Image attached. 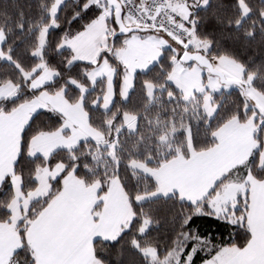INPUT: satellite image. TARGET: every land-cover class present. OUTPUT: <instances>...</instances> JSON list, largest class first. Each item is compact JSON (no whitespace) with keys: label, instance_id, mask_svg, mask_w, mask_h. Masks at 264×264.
I'll return each instance as SVG.
<instances>
[{"label":"trees","instance_id":"1","mask_svg":"<svg viewBox=\"0 0 264 264\" xmlns=\"http://www.w3.org/2000/svg\"><path fill=\"white\" fill-rule=\"evenodd\" d=\"M55 2L0 0V30L4 34L1 51L9 58L0 56V86L6 82L18 86L16 95L0 99V114L12 112L43 91H64L71 103L82 100L90 124L103 134L106 143L86 139L74 147L58 149L49 157L31 155L33 137L59 130L64 124L63 115L50 109H42L32 116L23 131L13 167V172L22 179L23 192L27 194L37 188L40 168L63 163L65 169L52 180L46 196L31 202L27 215L18 223L22 246L13 254L10 264H36L35 252L26 237L29 222L59 193L63 178L71 171L88 185L98 182L100 195L107 192L111 178L118 177L129 198L133 212L130 225L113 239L98 238L94 241L95 259L99 264H151L142 252L143 248L153 247L158 257L164 258L186 236L189 240L184 254H188L200 241L201 247L197 245L192 264H202L227 245L247 246L252 235L243 207H237L230 218V215L218 216L206 203L189 202L178 193L138 202L137 196L153 192L158 183L150 174L130 166V162L135 160L156 168L179 154L188 156L192 149L202 151L214 146L215 132L229 119L236 117L247 121L255 111L249 106L244 85H233L230 90L216 93L214 101L218 103V110L213 118H209L202 108L200 96L187 103L182 99L181 91L167 80L175 55L172 48H167L159 62L136 73L132 91L124 100L122 80L125 69L114 51L123 45L126 35H118L114 39L111 37L110 49L102 52L97 61L99 63L107 57L116 69L114 100L112 106L105 110L102 105L106 80L92 83L88 78L89 70L97 63L72 62V51L60 48L67 32L73 35L83 30L101 9L87 5L89 0H66L54 18L57 25L49 28L39 54L41 31L53 21L51 9ZM242 2L249 7L247 16H244ZM263 12L264 0H208L195 11L194 29L197 38L211 43L207 53L211 59L225 55L236 60L244 67L246 75H253L252 86L264 94ZM111 22L117 29L114 15ZM187 49L194 50L193 47ZM41 63L56 70L57 76L44 86L32 89L25 75L36 70ZM149 83L156 86L153 97L148 95ZM76 84L84 87L85 91ZM126 113L137 117L136 130L131 131L125 126ZM164 136L167 140H163ZM263 139L264 122L257 130L258 145L248 162L229 171L225 179L235 176L241 180L249 171L255 178L264 179V166L259 163ZM108 143L112 144V151ZM14 196L13 182L8 174L0 184L1 222L11 221L10 204ZM145 219L150 223L142 232Z\"/></svg>","mask_w":264,"mask_h":264},{"label":"crops","instance_id":"2","mask_svg":"<svg viewBox=\"0 0 264 264\" xmlns=\"http://www.w3.org/2000/svg\"><path fill=\"white\" fill-rule=\"evenodd\" d=\"M65 1L60 0L57 13ZM207 2L208 0H180L175 7L183 17L192 22L196 9ZM99 15L83 30L71 36V42L65 48L72 51V62L99 61L107 45L89 39L98 35L94 25L97 24ZM112 15L113 9L110 7L103 28L106 37L112 26ZM56 25V21L53 20L52 26ZM130 25L134 26L132 23ZM100 28L99 33L102 35V27ZM150 32L152 35L149 37L152 41L132 39V36L126 35L123 45L114 51L117 60L125 69L122 80L124 100L128 99L132 91L136 73L146 71L159 62L164 49H173L175 53L173 67L182 63L181 54L188 47L205 54L210 50V46L202 43L200 39L190 44L186 39H174L164 33ZM80 36L83 37L81 40ZM63 41L64 38L60 48H64ZM3 42L4 34L0 30V55ZM217 58H212L214 63ZM170 73L167 78L169 82ZM44 74H48L53 80L57 76V71L41 64L28 77L30 88L38 89L44 86L46 83L36 87L32 85ZM88 78L92 83L99 79L106 80L107 87L102 107L108 110L115 96V67L107 57H104L89 70ZM17 90V86L12 87L14 94L4 97L15 95ZM42 109L62 114L64 124L59 130L43 132L33 137L30 143L31 155L49 157L58 149L74 147L86 139H92L99 144L106 143L103 134L90 124L89 114L84 109L82 100L71 103L65 97L64 91L57 93L43 91L33 99L21 103L12 112L0 114V184L8 174L11 175L12 182L17 178L18 174L13 172V167L19 154L23 131L32 116ZM263 122L262 116L255 118L251 115L247 121L231 118L215 132L216 143L211 148L202 151L192 149L188 156L179 154L156 168L148 167L145 173L157 180L156 190L162 188L168 193L167 196L178 193L181 198L192 203H206L216 215H219V202H215L213 198L220 193L222 187L234 184L230 182L231 179H225V176L235 167L248 162L257 148L256 133ZM259 163L260 166H264V139ZM247 192L245 218L252 237L244 247L251 250L245 264H264V179L254 177ZM131 210L128 195L118 177L111 178L107 192L100 195L98 182L88 185L73 171L68 172L63 178L59 193L29 222L26 237L35 252L36 264H92L96 260L94 241L98 238L117 237L130 225L133 218ZM127 214L130 217L126 222ZM17 226H14L12 221H0V264H10L13 254L22 246Z\"/></svg>","mask_w":264,"mask_h":264},{"label":"rangeland","instance_id":"3","mask_svg":"<svg viewBox=\"0 0 264 264\" xmlns=\"http://www.w3.org/2000/svg\"><path fill=\"white\" fill-rule=\"evenodd\" d=\"M59 3L60 0H57L51 9V15L53 17V20L56 16ZM242 3H243L242 9L244 16H247L250 12L249 7L247 6V4H245V2ZM87 5L100 7L102 11L96 20L97 24L94 25V29L98 31V35L96 37H92L89 39L92 42L98 41L99 44L104 43L105 45H107V47L103 50V52L108 51L110 49L111 37L116 32V27L114 26V24H112L111 28L109 29V33L107 37L104 35V30H103L104 23L106 21L107 15L109 14L111 6L107 4L106 0H89ZM187 21L191 29L189 32L190 36L187 39L190 44H194V41L199 39L196 37L195 34L194 19L192 22L188 19ZM52 22L50 25H45L42 28L40 35L41 44L39 49L37 50L39 54L41 53L42 46L45 43L47 30L48 28L52 27ZM125 22L129 25L131 24V21L126 17H125ZM100 27H102V35L99 33V31L101 30ZM151 35H152L151 32L148 30H135L127 34V37L132 36L133 37L132 39L138 38L150 42L152 41V39L149 37ZM71 36L72 34L69 32L65 34L62 47L65 48L70 44L72 38ZM82 38L83 37L80 36L79 39L81 40ZM202 41H203L202 43H206L211 47V43L208 40H202ZM203 47L205 48V46ZM2 54L0 56H2L5 59H9L4 54L3 55ZM214 65L220 70H222L228 78L237 79L240 81L241 84L244 85L245 95L249 101V106L255 108V111L253 112L252 115L255 118L256 117L261 118V116L264 118V94L256 90L252 86L253 75L252 74L246 75L244 67L239 62L230 58L229 56L223 55L218 57ZM29 75L30 74H26L25 77L28 79ZM51 80L52 78L48 74H44V76H41V78L36 80V82L32 83V85L36 87L39 84L42 85L44 83L50 82ZM170 82L175 84L176 87L181 91V97L187 103L196 101L198 96H200L202 101L201 103L202 108L205 114L209 118H213L218 110V103L214 101L215 94L220 93L222 91L230 90L233 86L223 83L218 75L211 73L208 70V68L201 66L196 62L192 64H186V63L176 64L173 67L172 72L170 73ZM76 85L81 90L85 91L84 87H81L78 84ZM14 86L17 85H15L13 82H6L2 84L0 86V99H2L4 96L8 94H14L12 91V87ZM155 90H156V86L152 83H149L148 84L149 97L154 96ZM124 117H125V122L127 123L126 127L131 131L136 130L137 128L136 116L130 113H126ZM163 140H167V137L164 136ZM189 140H190V133H189ZM108 145L110 147V150L112 151V144L108 143ZM130 166L135 170L144 171V172L148 168L144 163L135 160L130 162ZM64 168L65 165L63 163H57L52 167L46 166L40 168L37 174V179L39 181V184L36 189L28 192V194H25L22 190V179L20 175H18L17 178L14 179L13 187H14L15 196L10 204V209L12 211L11 221L14 226L18 225V223L23 219V217L27 215L29 210L28 207L30 206L31 202L41 197H44L49 193L51 189V180L56 179L63 172ZM245 175L246 176L241 180H238L237 177L235 178V176L231 177L230 182L234 184H231L230 186L227 187H222L220 193L213 198L215 202L216 201L219 202L218 210L220 212H218L219 213L218 216L230 215L229 217L231 218L234 210L239 206L243 207V209L246 210L248 203L247 189L252 184L254 177L250 171ZM167 194L168 193L166 191H164L162 188H159L157 190H154L153 192L145 193L137 196L136 200L138 202H143L158 196H167ZM23 210H25L24 211L25 213L23 212ZM242 215H244V213H242ZM126 216L127 218L125 221L127 222L129 221L130 216L129 214H127ZM131 216H133L132 210H131ZM149 223H150L149 220L145 219L143 226L141 228L142 232L147 230ZM188 240L189 238L188 236H186V238L178 244L177 248L164 258H159L157 255V250L153 247L143 248L142 252L144 253L145 256L149 258L151 264H192L191 261L193 255L196 252L197 245L199 246V248L201 246L199 244L200 243L199 241L198 244L194 245V248L188 254H184ZM250 251L251 250H247L246 248L245 249L238 248L235 245H227L221 247V249L213 257L205 260L202 264H245V260L248 258V253H250ZM92 264H99V262H96L95 260Z\"/></svg>","mask_w":264,"mask_h":264},{"label":"built area","instance_id":"4","mask_svg":"<svg viewBox=\"0 0 264 264\" xmlns=\"http://www.w3.org/2000/svg\"><path fill=\"white\" fill-rule=\"evenodd\" d=\"M126 16L136 25L162 32L171 38L187 39V19L175 8L180 0H119Z\"/></svg>","mask_w":264,"mask_h":264},{"label":"water","instance_id":"5","mask_svg":"<svg viewBox=\"0 0 264 264\" xmlns=\"http://www.w3.org/2000/svg\"><path fill=\"white\" fill-rule=\"evenodd\" d=\"M106 2L108 3V5L114 8L113 13L117 25V30L112 35L113 39L118 35H127L135 30H146L142 27L129 26L125 23L123 19V7L119 0H106ZM180 61L186 64H192L196 62L201 66L208 68L211 73L218 75L223 83L228 85L242 86L239 80L228 78L222 70L214 65L212 59L207 54L201 51L187 49L181 54Z\"/></svg>","mask_w":264,"mask_h":264}]
</instances>
